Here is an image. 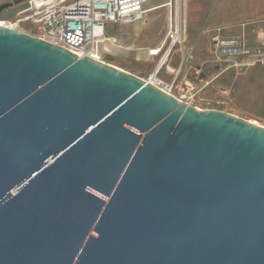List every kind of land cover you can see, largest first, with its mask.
<instances>
[{"label":"water","instance_id":"95a60500","mask_svg":"<svg viewBox=\"0 0 264 264\" xmlns=\"http://www.w3.org/2000/svg\"><path fill=\"white\" fill-rule=\"evenodd\" d=\"M0 264H264V125L0 24Z\"/></svg>","mask_w":264,"mask_h":264},{"label":"rangeland","instance_id":"374dc122","mask_svg":"<svg viewBox=\"0 0 264 264\" xmlns=\"http://www.w3.org/2000/svg\"><path fill=\"white\" fill-rule=\"evenodd\" d=\"M166 1L149 0L146 6ZM27 5L24 1L2 11L0 19L12 18ZM169 13L167 7H161L152 9L141 22L108 25L104 61L141 78L157 73L158 63L170 51L169 42L162 54L158 49L168 32ZM179 14L184 43L172 50L159 73L173 86L172 95L202 110H219L264 125V64L223 72L226 65L218 57L210 33L228 27L226 30L244 33L247 41H254L257 32H264V0H182ZM41 26H37L39 31Z\"/></svg>","mask_w":264,"mask_h":264},{"label":"built area","instance_id":"2783aa9c","mask_svg":"<svg viewBox=\"0 0 264 264\" xmlns=\"http://www.w3.org/2000/svg\"><path fill=\"white\" fill-rule=\"evenodd\" d=\"M8 1L13 0H0V4ZM24 1L28 2L27 7L12 18L2 20L5 26L60 45L80 57L104 61L102 47L108 36V25L141 22L152 9L157 10L161 6L167 7L170 13L168 32L158 49H164L169 42L168 58L174 48L184 43L179 14L182 0H167L152 8L146 6L149 0H22L18 4ZM38 25H42L41 31L37 29ZM226 29L228 27L210 31L216 53L226 65L223 72L229 69L241 71L264 64V39L252 44L244 33L234 34ZM161 70L159 68L156 73L158 83L152 80V74L144 79L172 95L173 86L160 78Z\"/></svg>","mask_w":264,"mask_h":264},{"label":"bare ground","instance_id":"6f19581e","mask_svg":"<svg viewBox=\"0 0 264 264\" xmlns=\"http://www.w3.org/2000/svg\"><path fill=\"white\" fill-rule=\"evenodd\" d=\"M150 7V6H149ZM161 7H163V6H161ZM158 8H160V7H158ZM0 24L1 25H5V22L4 21H2L1 19H0ZM167 64V56L165 55L162 59H161V61L158 63V67H157V69H159V68H161V69H163L164 67H165V65ZM156 78H158V76L156 75V73H153L152 74V80H155V83H158L157 81L158 80H156ZM163 90V89H162ZM166 92V91H165ZM166 93H168V92H166ZM253 121V120H252ZM253 122H255V123H258L257 121H253Z\"/></svg>","mask_w":264,"mask_h":264},{"label":"crops","instance_id":"0c3cea01","mask_svg":"<svg viewBox=\"0 0 264 264\" xmlns=\"http://www.w3.org/2000/svg\"><path fill=\"white\" fill-rule=\"evenodd\" d=\"M153 6H150V8H152ZM161 8V7H160ZM159 8V9H160ZM154 11V10H153ZM151 12V11H150ZM255 40L254 41H252V40H250L249 39V43H252V44H256V43H258V42H260V41H262L263 39H264V32H257L256 34H255Z\"/></svg>","mask_w":264,"mask_h":264}]
</instances>
